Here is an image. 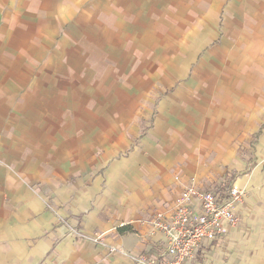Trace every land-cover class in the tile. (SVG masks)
Returning <instances> with one entry per match:
<instances>
[{"label":"crops","instance_id":"obj_1","mask_svg":"<svg viewBox=\"0 0 264 264\" xmlns=\"http://www.w3.org/2000/svg\"><path fill=\"white\" fill-rule=\"evenodd\" d=\"M263 166L264 0H0V264H145L192 181L246 191L192 264H264Z\"/></svg>","mask_w":264,"mask_h":264},{"label":"built area","instance_id":"obj_2","mask_svg":"<svg viewBox=\"0 0 264 264\" xmlns=\"http://www.w3.org/2000/svg\"><path fill=\"white\" fill-rule=\"evenodd\" d=\"M246 191L233 185L228 191L217 187L199 188L192 181L167 212L158 213L151 221V235L164 241V251L158 257L140 258L145 264H192L197 262L201 250L214 243H222L228 229L242 225L239 207L245 204ZM75 239L87 237L77 231ZM104 244L103 237L92 239Z\"/></svg>","mask_w":264,"mask_h":264},{"label":"rangeland","instance_id":"obj_3","mask_svg":"<svg viewBox=\"0 0 264 264\" xmlns=\"http://www.w3.org/2000/svg\"><path fill=\"white\" fill-rule=\"evenodd\" d=\"M255 159H251V160H247V172L251 173L253 168H258V163H255ZM263 170H264V166H263ZM264 173V171H263ZM263 191H264V184H263Z\"/></svg>","mask_w":264,"mask_h":264},{"label":"trees","instance_id":"obj_4","mask_svg":"<svg viewBox=\"0 0 264 264\" xmlns=\"http://www.w3.org/2000/svg\"><path fill=\"white\" fill-rule=\"evenodd\" d=\"M226 188H228V184H226V183H222V184H221V187H219V189H220L221 191H223V192H225Z\"/></svg>","mask_w":264,"mask_h":264}]
</instances>
